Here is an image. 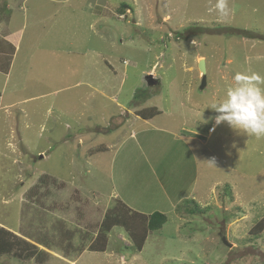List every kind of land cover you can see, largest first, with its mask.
I'll list each match as a JSON object with an SVG mask.
<instances>
[{
    "label": "rangeland",
    "instance_id": "rangeland-1",
    "mask_svg": "<svg viewBox=\"0 0 264 264\" xmlns=\"http://www.w3.org/2000/svg\"><path fill=\"white\" fill-rule=\"evenodd\" d=\"M228 3L220 17L215 0H0L16 39L0 73V264H264V137L211 109L236 73L264 77V0ZM126 212L142 251L111 222ZM157 212L168 222L150 232L141 215Z\"/></svg>",
    "mask_w": 264,
    "mask_h": 264
},
{
    "label": "clouds",
    "instance_id": "clouds-1",
    "mask_svg": "<svg viewBox=\"0 0 264 264\" xmlns=\"http://www.w3.org/2000/svg\"><path fill=\"white\" fill-rule=\"evenodd\" d=\"M214 10L220 17L231 13L228 0H215ZM211 109L217 113L216 125L227 123L247 136L264 137V77L257 73H236L223 99Z\"/></svg>",
    "mask_w": 264,
    "mask_h": 264
},
{
    "label": "trees",
    "instance_id": "trees-1",
    "mask_svg": "<svg viewBox=\"0 0 264 264\" xmlns=\"http://www.w3.org/2000/svg\"><path fill=\"white\" fill-rule=\"evenodd\" d=\"M122 14H123L122 11H120V15H122ZM195 33H196L195 29H193V30H189L188 29V30L185 31V33L183 35V39H188L191 36H194ZM246 34L248 35V32H246V31L242 32L243 36H245ZM177 39H179V37H177ZM160 114H161L160 110L158 108H156V107L146 108V109H142L140 111H136V115L139 116L140 118H142L143 120H152L155 117L159 116ZM102 150L103 149H99V151H102ZM224 193L225 194L223 196H231L232 194H231L230 187H225V192ZM231 199L234 200L233 197ZM186 202H190V201H186ZM192 204H196V208L198 207L197 203L194 200H192ZM123 208H125V207H123ZM117 210H119V208H117ZM126 211L129 212L130 209L129 210L126 209ZM127 212H126V215L121 214V217L119 216V218H114V219L111 220V222H114L116 224H119L120 222H123L122 224L128 226L130 233H132L134 238H135V235H134L135 234V232H134L135 230H134V228L129 227V226L133 225V227H134L136 225H139V227H142V223L143 222H135L134 220L130 219L129 217L125 220V217L127 216ZM198 212L199 211H191L190 213L191 214H195V213H198ZM138 215H140V214H138ZM141 216L143 217V221H146L147 229L150 232L160 231L164 227V225L168 222V217L165 214L160 213V212L154 213V214L150 215L149 217L145 216V215H141ZM111 227H112V225H111ZM131 229L134 230V231H132ZM262 234H264V217H262V219L259 222H257L256 225L251 230V235L257 236L256 239L258 237H260ZM140 235H141V238H139V239L135 238V239H136V241L140 240V242L137 245L138 246L137 248H138L139 251H142L143 246H144V241L146 240L147 237H146L145 233L144 234H140ZM1 245H3V244H1ZM3 248H6V245H3V246L0 247V254L1 255H3L5 253V251H7L6 249H3ZM91 251L104 252L105 249H99L97 247H94L93 249H91ZM39 252H41V251H39Z\"/></svg>",
    "mask_w": 264,
    "mask_h": 264
},
{
    "label": "crops",
    "instance_id": "crops-1",
    "mask_svg": "<svg viewBox=\"0 0 264 264\" xmlns=\"http://www.w3.org/2000/svg\"><path fill=\"white\" fill-rule=\"evenodd\" d=\"M2 7H4V6H2ZM5 10H7V12L9 14L12 13L11 12L12 11L11 7H7L6 6ZM1 15L2 14H1V9H0V73L5 74L6 73L5 65H6V63L8 64L9 49L13 45H16V39L10 33V31H11V29H10V20L11 19L9 18V20L7 21V20H5V18H2ZM134 114L136 115V112ZM211 133L212 132H210V134ZM132 137H134V134L132 135ZM18 236L21 237V238H24V237H22L20 235H18ZM34 244H36V246H38L39 248H42L45 251L52 253V255H54L55 258H58L61 261H67L66 258H68L70 256L69 253H65V252L61 251L58 247L53 248V250H49L42 243L35 242ZM64 254H66L67 256H65ZM67 262H69V261H67Z\"/></svg>",
    "mask_w": 264,
    "mask_h": 264
},
{
    "label": "water",
    "instance_id": "water-1",
    "mask_svg": "<svg viewBox=\"0 0 264 264\" xmlns=\"http://www.w3.org/2000/svg\"><path fill=\"white\" fill-rule=\"evenodd\" d=\"M199 71L202 75V85L201 89H204L207 86V68H206V63L205 59H201L199 61ZM227 246L232 247V244L226 243Z\"/></svg>",
    "mask_w": 264,
    "mask_h": 264
},
{
    "label": "built area",
    "instance_id": "built-area-1",
    "mask_svg": "<svg viewBox=\"0 0 264 264\" xmlns=\"http://www.w3.org/2000/svg\"><path fill=\"white\" fill-rule=\"evenodd\" d=\"M170 36L173 38L172 35H170ZM214 129H215V127H211V128H210V132H214Z\"/></svg>",
    "mask_w": 264,
    "mask_h": 264
}]
</instances>
